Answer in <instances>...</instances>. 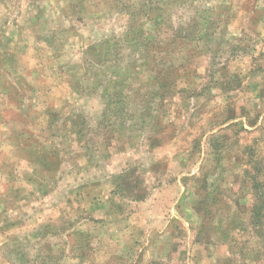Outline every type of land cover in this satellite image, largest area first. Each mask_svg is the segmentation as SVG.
<instances>
[{
  "label": "rangeland",
  "instance_id": "obj_1",
  "mask_svg": "<svg viewBox=\"0 0 264 264\" xmlns=\"http://www.w3.org/2000/svg\"><path fill=\"white\" fill-rule=\"evenodd\" d=\"M0 59V264H264V0H0Z\"/></svg>",
  "mask_w": 264,
  "mask_h": 264
},
{
  "label": "trees",
  "instance_id": "obj_2",
  "mask_svg": "<svg viewBox=\"0 0 264 264\" xmlns=\"http://www.w3.org/2000/svg\"><path fill=\"white\" fill-rule=\"evenodd\" d=\"M215 25L217 26V21ZM213 29H211L210 26L206 27L205 29H198V32H194L192 36H195L198 43H203L204 45V42L207 41L208 43V41H210V39H212V37L216 34V31H214ZM134 42H136L135 39ZM144 46L146 48V45ZM123 69L124 68L121 66V64H119V62H117L115 59H108L105 64L99 65V67L95 69L96 72L94 71L93 77H91L92 79L90 78L91 86H88V88H90L92 92H99L101 94L102 100L104 101V108L101 114V118L98 120L99 126L110 125L112 127V125H115L117 123L119 112H121L118 104L122 103V99L125 98V95L123 94V92L116 89L114 84L117 80H120L122 82L123 80L121 79L127 76L122 73ZM158 72V76H160L161 70H158ZM75 129L77 140L79 141V143H81L83 141V137L85 136L84 131L87 129L84 121L82 120L80 123H78ZM251 183L253 189V203L251 206L250 222L254 231L260 234L262 239H264V232L261 229V223L264 218V191L262 188L263 183L261 184L259 178H253Z\"/></svg>",
  "mask_w": 264,
  "mask_h": 264
},
{
  "label": "crops",
  "instance_id": "obj_3",
  "mask_svg": "<svg viewBox=\"0 0 264 264\" xmlns=\"http://www.w3.org/2000/svg\"><path fill=\"white\" fill-rule=\"evenodd\" d=\"M1 63H2V60L0 59V64ZM1 66H4V65H0V69L2 68ZM6 66L7 65H5L4 67H6ZM26 67L27 68H24V66H22V68H21V70L24 72V74L25 73L28 74L29 72L34 73L33 72L34 71V64L27 65ZM1 70H8V67H6V69L3 68ZM5 93H7V91L5 89H2V85L0 82V98H5V100H7L6 99L7 94H5ZM25 95H26V93H25ZM21 97H22L21 100H19V102H18L19 105L22 107V109H20V111H19L20 112L19 116H21V115L24 116L25 115L24 113L27 112V111L25 112L24 110H26V108H28V106H30V103H25V99L23 98L24 97L23 93H22ZM28 97H29V95H28ZM14 126L12 123V119L9 117V113H6V108H2V109L0 108V159L5 158L4 154L6 153V149H3L5 146L14 147L15 150L17 148V152H18V149L21 150V152L23 151V147L21 146L22 144H20V142H19L20 140L18 141V139L14 138L15 134L12 132ZM23 128H24V126H22L21 129H23ZM17 138H19V137L17 136ZM0 166H2V163L0 164Z\"/></svg>",
  "mask_w": 264,
  "mask_h": 264
}]
</instances>
